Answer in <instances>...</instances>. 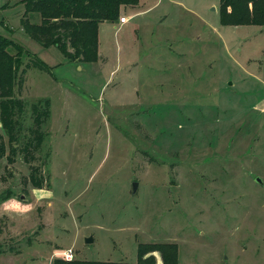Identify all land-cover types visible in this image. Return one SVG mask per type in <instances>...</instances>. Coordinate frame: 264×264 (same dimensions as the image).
<instances>
[{
    "label": "rangeland",
    "instance_id": "374dc122",
    "mask_svg": "<svg viewBox=\"0 0 264 264\" xmlns=\"http://www.w3.org/2000/svg\"><path fill=\"white\" fill-rule=\"evenodd\" d=\"M24 1L0 0V36L47 70L24 73L17 131L0 122V264L135 263L138 244L264 264V26H222L219 0H138L79 63L25 33Z\"/></svg>",
    "mask_w": 264,
    "mask_h": 264
},
{
    "label": "trees",
    "instance_id": "16d2710c",
    "mask_svg": "<svg viewBox=\"0 0 264 264\" xmlns=\"http://www.w3.org/2000/svg\"><path fill=\"white\" fill-rule=\"evenodd\" d=\"M137 4L138 0H25L21 27L40 46L55 47L69 61L95 63L99 57V24L115 23L121 7ZM28 13L39 14L40 24H30ZM218 13L222 26H264V0H219ZM10 46L17 50L14 55H10L6 50ZM21 53L19 47L0 36V122L7 135H10L11 131H17L13 118H21L25 113V103L17 96V89L23 84L26 69L34 66L47 70L42 62L32 57L20 70ZM38 116H35L34 126L29 129L34 137L20 151L28 153L26 148H32L31 145L34 151L38 150L41 139L39 144L35 143V140L40 135V124L44 120V117ZM21 131L22 129L18 131L19 134ZM10 137L7 136L9 139ZM3 156V147L0 146V158ZM153 253L159 254L162 264H181L177 259L175 244H138L135 263L79 260L66 262L56 259L52 264H155Z\"/></svg>",
    "mask_w": 264,
    "mask_h": 264
},
{
    "label": "crops",
    "instance_id": "0c3cea01",
    "mask_svg": "<svg viewBox=\"0 0 264 264\" xmlns=\"http://www.w3.org/2000/svg\"><path fill=\"white\" fill-rule=\"evenodd\" d=\"M140 6H138V5H136V6H134L133 8H131L132 10H134V11H139V10H136V9H138ZM125 8H127V7H125ZM128 8H130V7H128ZM125 10V9H124ZM142 13H144V11L143 12H141V11H139V12H136V13H132V14H130V15H128V16H125V15H123L122 17H125L126 18V22L125 23H119V20H117L115 23H113V25H114V27H117V28H123V27H125L127 24H128V22L130 21V20H132V18H135V17H137V16H140ZM120 14L122 15V10L120 11ZM100 24H109L108 22H103V23H100ZM99 24V25H100ZM99 29V28H98Z\"/></svg>",
    "mask_w": 264,
    "mask_h": 264
},
{
    "label": "built area",
    "instance_id": "2783aa9c",
    "mask_svg": "<svg viewBox=\"0 0 264 264\" xmlns=\"http://www.w3.org/2000/svg\"><path fill=\"white\" fill-rule=\"evenodd\" d=\"M126 22V18L125 17H121L119 19V23H125ZM61 259L66 261V262H70L73 260V251L72 250H66L64 252H62L60 254Z\"/></svg>",
    "mask_w": 264,
    "mask_h": 264
},
{
    "label": "water",
    "instance_id": "95a60500",
    "mask_svg": "<svg viewBox=\"0 0 264 264\" xmlns=\"http://www.w3.org/2000/svg\"><path fill=\"white\" fill-rule=\"evenodd\" d=\"M256 182H257V183H260V180H259V179H256ZM135 189H136V185L133 186V192L135 191ZM85 242H86V243H89V242H91V239H90V238H87V239L85 240Z\"/></svg>",
    "mask_w": 264,
    "mask_h": 264
}]
</instances>
